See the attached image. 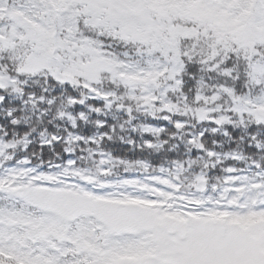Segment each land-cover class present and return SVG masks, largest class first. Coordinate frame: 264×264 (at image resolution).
Here are the masks:
<instances>
[{"label": "snow or ice", "instance_id": "obj_1", "mask_svg": "<svg viewBox=\"0 0 264 264\" xmlns=\"http://www.w3.org/2000/svg\"><path fill=\"white\" fill-rule=\"evenodd\" d=\"M0 264H264V0H0Z\"/></svg>", "mask_w": 264, "mask_h": 264}]
</instances>
